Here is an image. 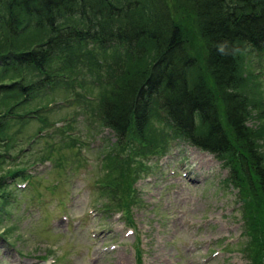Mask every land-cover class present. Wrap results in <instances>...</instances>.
I'll return each mask as SVG.
<instances>
[{"label": "rangeland", "instance_id": "obj_1", "mask_svg": "<svg viewBox=\"0 0 264 264\" xmlns=\"http://www.w3.org/2000/svg\"><path fill=\"white\" fill-rule=\"evenodd\" d=\"M174 2L173 13L187 17L182 30L199 62L191 76L205 77L192 11ZM40 37H9L1 29L0 56ZM6 60L0 57V264H250V228L258 239L264 232L243 216L246 200L237 199L217 158L177 142L158 111L144 137L131 135L127 147L104 126L100 102L133 67L128 51L80 44L56 53L48 70L59 83L32 102L20 101L19 90L42 73L2 75ZM239 61L247 125L264 154V53H241ZM253 203L264 215V197Z\"/></svg>", "mask_w": 264, "mask_h": 264}, {"label": "trees", "instance_id": "obj_2", "mask_svg": "<svg viewBox=\"0 0 264 264\" xmlns=\"http://www.w3.org/2000/svg\"><path fill=\"white\" fill-rule=\"evenodd\" d=\"M175 1L192 11L190 24L196 29L191 32L203 45L205 77L214 90L207 78L189 77L198 59L189 52V36L182 30L186 15L178 18L172 11L174 0H0V30L9 37L27 31L42 37L30 48L0 56L7 59L2 75L7 69L23 71L22 76L30 68L39 70L43 77L19 90L20 101L32 102L59 83L58 74L48 70L56 53L80 44L123 48L133 57V67L113 97L99 104L104 126L127 147L131 135L144 137L153 111H158L176 140L219 160L228 171L226 181L238 191L237 199L246 200L243 216L264 225L263 207L253 203V197H264L256 192L264 195V154L247 125V97L238 89L240 54L264 53V0ZM75 18L77 24H71ZM4 179L0 177V190ZM260 226L258 232H264ZM250 229L255 235L246 257L250 264H264V240Z\"/></svg>", "mask_w": 264, "mask_h": 264}, {"label": "clouds", "instance_id": "obj_3", "mask_svg": "<svg viewBox=\"0 0 264 264\" xmlns=\"http://www.w3.org/2000/svg\"><path fill=\"white\" fill-rule=\"evenodd\" d=\"M223 50V46H221V51Z\"/></svg>", "mask_w": 264, "mask_h": 264}]
</instances>
